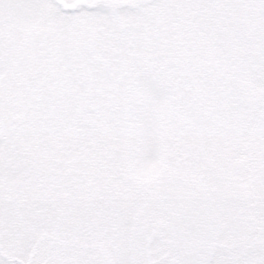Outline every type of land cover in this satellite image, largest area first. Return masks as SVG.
<instances>
[{
    "label": "snow or ice",
    "instance_id": "6c2138e0",
    "mask_svg": "<svg viewBox=\"0 0 264 264\" xmlns=\"http://www.w3.org/2000/svg\"><path fill=\"white\" fill-rule=\"evenodd\" d=\"M0 264H264V0H0Z\"/></svg>",
    "mask_w": 264,
    "mask_h": 264
}]
</instances>
